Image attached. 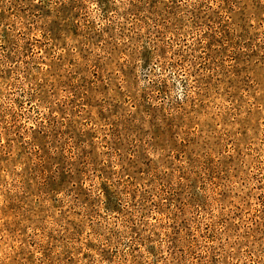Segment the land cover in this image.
<instances>
[{"label": "rangeland", "instance_id": "374dc122", "mask_svg": "<svg viewBox=\"0 0 264 264\" xmlns=\"http://www.w3.org/2000/svg\"><path fill=\"white\" fill-rule=\"evenodd\" d=\"M0 264H264V0H0Z\"/></svg>", "mask_w": 264, "mask_h": 264}]
</instances>
